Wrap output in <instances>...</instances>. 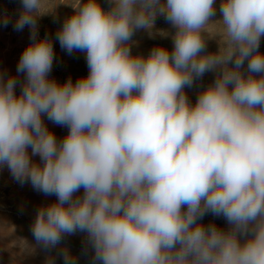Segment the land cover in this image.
<instances>
[{
    "label": "clouds",
    "instance_id": "obj_1",
    "mask_svg": "<svg viewBox=\"0 0 264 264\" xmlns=\"http://www.w3.org/2000/svg\"><path fill=\"white\" fill-rule=\"evenodd\" d=\"M106 3L72 0L56 33L69 55L85 53L88 75L75 82L50 78L45 0H20L13 24L31 42L23 80L0 71V169L56 197L36 211V244L51 250L80 232L93 264H264V0H221L217 20L215 0ZM158 16L175 29L171 53L133 55L135 32L152 35ZM207 72L215 78L193 103L185 89ZM45 116L68 129L63 139ZM209 213L228 229L201 223Z\"/></svg>",
    "mask_w": 264,
    "mask_h": 264
},
{
    "label": "rangeland",
    "instance_id": "obj_2",
    "mask_svg": "<svg viewBox=\"0 0 264 264\" xmlns=\"http://www.w3.org/2000/svg\"><path fill=\"white\" fill-rule=\"evenodd\" d=\"M72 0H45L46 10L49 13L38 17V36L44 38L48 36L53 44L54 62L50 73V78L59 83H64L69 78L75 82L78 78L88 75V67L85 53L73 52L69 55L61 48L56 33L62 27L66 17L73 14L70 6ZM102 7L107 9L106 0H99ZM221 0H215L216 16L213 20L220 18L219 5ZM21 9L20 0H0V71L8 75H16L18 80H23V74L17 75L16 67L23 50L30 44V29L25 27L23 31H16L13 24L17 19ZM7 17L10 23L7 26L2 24V20ZM216 25L209 26V33L217 31ZM175 29L164 19L158 16L152 35L148 31L137 30L132 37L135 42L132 44L133 55L147 56L153 47H163L170 53L173 49L172 35ZM163 33V34H162ZM206 52L215 53L218 51V37H210L207 33ZM260 51L264 52V37L261 38ZM215 73L207 72L204 76L195 81L191 88H186L185 92L189 99L195 103L197 94L204 87L212 83ZM17 94L20 92L19 85L16 88ZM46 126L52 131L58 140L63 139L68 129L60 127L48 121L47 117H42ZM30 151V150H29ZM39 161V157H32ZM83 190L78 193L82 195ZM55 196H44L35 191L30 183L20 185L15 182L8 169H0V264H64L61 255L63 250H67L75 259L76 264H93L92 250L86 243V234L77 232L75 235H66L61 242L51 250H45L37 245L30 226L35 218L37 209L48 203L55 201ZM201 223L208 225L216 224L218 227L227 230L229 225L223 217H215L210 213L205 215Z\"/></svg>",
    "mask_w": 264,
    "mask_h": 264
}]
</instances>
